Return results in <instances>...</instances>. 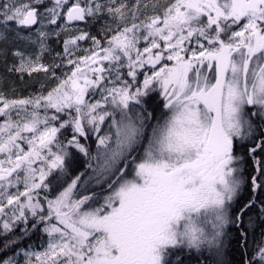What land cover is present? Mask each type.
I'll list each match as a JSON object with an SVG mask.
<instances>
[{"label":"snow or ice","instance_id":"1","mask_svg":"<svg viewBox=\"0 0 264 264\" xmlns=\"http://www.w3.org/2000/svg\"><path fill=\"white\" fill-rule=\"evenodd\" d=\"M0 60L51 81L0 92V264H264V0H0Z\"/></svg>","mask_w":264,"mask_h":264},{"label":"trees","instance_id":"2","mask_svg":"<svg viewBox=\"0 0 264 264\" xmlns=\"http://www.w3.org/2000/svg\"><path fill=\"white\" fill-rule=\"evenodd\" d=\"M79 28H85V24H78ZM88 31H90L91 33L95 34L98 29H96L95 27H89L87 28ZM57 38L52 39V41H56ZM83 44L86 47H91V41L90 40H86L83 41ZM51 47L53 49L59 50L62 53L61 50V45H60V39H59V43H55L53 42L51 44ZM54 55V53H53ZM51 57L45 56L44 58V62L46 63H50L51 62ZM7 72V71H6ZM58 74H59V70H58ZM7 75L9 77H11L12 79H10L12 82L14 81L15 83V90L13 91V94H16L17 96H28L30 93L31 94H35L37 92H39L41 90V87L39 86L38 82L39 81H34L33 79H29L26 75L24 77L23 80H21L19 78L18 75L16 74H10L7 72ZM42 79V78H41ZM49 80V79H48ZM43 82V80L41 81ZM50 84L51 81L49 80ZM42 85V84H41ZM43 85L45 86L46 83H43ZM45 90H46V86H45ZM155 102H159V98L156 97L154 99H149L148 103H150L151 105ZM162 103V102H161ZM26 147V145H25ZM93 148H95V145H92ZM73 151L75 152V149H73ZM77 156H79L80 158V167H79V171H84V167H83V162H84V157L82 154L80 153H76ZM78 174V173H77ZM62 190V189H61ZM52 193V189H49V199H54V196L51 194ZM58 194V193H57ZM90 194V193H89ZM247 194V193H246ZM47 206L45 205V208ZM29 223L27 225H23V224H18L17 228L19 227H23L24 229L26 228L28 230V228L30 227V230H28V235L23 236L20 239V249L19 250H24L27 248H36V249H40L42 246H44L45 242H46V235L39 229H42V225H38L36 229H33L31 227L32 224V218L29 215ZM16 231V229H15ZM17 235H19V230H17ZM237 246L235 244V241L231 239V237L225 241V250L228 253V256H226V259L228 261L231 262V264H238V262L241 259L240 253L236 250ZM183 259H184V264H196V256H194L192 253L189 254L187 251H185L184 255H183ZM170 260H174V257H170Z\"/></svg>","mask_w":264,"mask_h":264},{"label":"rangeland","instance_id":"3","mask_svg":"<svg viewBox=\"0 0 264 264\" xmlns=\"http://www.w3.org/2000/svg\"><path fill=\"white\" fill-rule=\"evenodd\" d=\"M158 2L160 4H164L167 2V0H158ZM79 27V26H78ZM96 29H98V26H94ZM75 34H78L75 30H73L72 32L70 33H65V34H62L61 37L59 38L60 39V45H61V50L63 52V40L66 39V38H69L70 35H75ZM56 37H52V39H54ZM79 45H80V49L81 51H79L78 53H76V55H83V49H86L88 47H86L84 44H83V41H80L79 42ZM7 66L5 65L4 61L3 60H0V92H4L6 95H8L9 97H13V96H17L16 94H13V91L15 90V83L14 81L12 82L10 79H12L11 77H9L7 75ZM27 76V75H26ZM42 78V79H41ZM34 81H39L38 84L39 86L41 87V84L43 83H46V90L51 86L49 80H48V77L45 75V73L41 72V73H35L33 74V78H32ZM43 80V82H41ZM18 97H24V96H18ZM149 106H151V104L149 103ZM2 122V121H0ZM21 189H22V185L20 186ZM10 192H15L16 189L15 188H10L9 189ZM23 199V198H22ZM3 220H4V217H0V225H2L3 223ZM22 229H24L23 227H19L17 228L16 227V233H17V230H19V235H21V232H22ZM28 230H30V227L28 228ZM46 235V234H45ZM47 237V236H46ZM47 240H48V237L46 238V242L44 244V246H42L40 249H36V248H27V249H22L20 250V254L21 256H23V254L25 252H28V251H33V252H38V251H43L44 248L46 247L47 245ZM194 256H196L197 254L192 251L191 252Z\"/></svg>","mask_w":264,"mask_h":264},{"label":"water","instance_id":"4","mask_svg":"<svg viewBox=\"0 0 264 264\" xmlns=\"http://www.w3.org/2000/svg\"><path fill=\"white\" fill-rule=\"evenodd\" d=\"M82 23H84V22H78V24H82Z\"/></svg>","mask_w":264,"mask_h":264}]
</instances>
